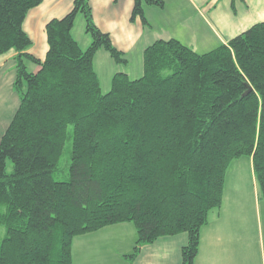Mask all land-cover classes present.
<instances>
[{
  "label": "trees",
  "instance_id": "16d2710c",
  "mask_svg": "<svg viewBox=\"0 0 264 264\" xmlns=\"http://www.w3.org/2000/svg\"><path fill=\"white\" fill-rule=\"evenodd\" d=\"M41 1L0 0V55L17 52L19 98L0 137V264H71L74 236L121 222L136 230L127 259L184 232L181 264H193L233 159L251 158L264 201V20L203 53L158 39L143 50L141 76L116 72L103 92L97 50L126 59L95 25L89 0L46 23L39 59L23 21ZM144 5L163 0H134L130 18L146 25ZM78 14L85 48L71 32ZM66 141L67 176L55 180Z\"/></svg>",
  "mask_w": 264,
  "mask_h": 264
},
{
  "label": "crops",
  "instance_id": "0c3cea01",
  "mask_svg": "<svg viewBox=\"0 0 264 264\" xmlns=\"http://www.w3.org/2000/svg\"><path fill=\"white\" fill-rule=\"evenodd\" d=\"M133 2L89 0L95 25L108 33L113 46L126 59L125 63L117 65L104 49L97 50L93 66L101 90V75L107 86L116 72H125L130 77L129 70L135 65V73L140 75L143 50L158 39L175 38L194 51L203 53L226 44L252 24L264 20V0H163L162 7L144 5L145 25L139 16L131 20ZM72 3L73 0H42L27 12L23 29L32 40L29 53L39 59L45 57L48 49L46 23L65 15ZM76 26L80 27L77 32ZM71 32L81 48L90 43L91 38L85 32L84 20L79 14ZM16 54L14 50H9L0 55V137L19 103L13 89ZM133 55L138 61L132 60ZM133 62L135 65H132ZM26 65L31 71L38 68L30 61H26ZM248 160L250 165L247 167L233 165L235 169L230 171L237 174H232L230 181L226 173L231 163L227 167L221 206L209 212L206 224L200 229L199 249L193 264H264V247L261 262L257 263L252 248L256 220L261 234L263 232L264 201L258 198L251 158L248 157ZM248 184H251L250 188ZM260 202L263 203L260 205ZM187 239L184 232L159 237L142 245L137 255L129 260L126 256L132 253L135 245V227L131 222L116 223L74 236L71 241V264H181V248Z\"/></svg>",
  "mask_w": 264,
  "mask_h": 264
},
{
  "label": "rangeland",
  "instance_id": "374dc122",
  "mask_svg": "<svg viewBox=\"0 0 264 264\" xmlns=\"http://www.w3.org/2000/svg\"><path fill=\"white\" fill-rule=\"evenodd\" d=\"M79 15L83 18V16L81 14H79ZM80 20L82 21V19H80ZM79 28L80 27L76 26L75 27V31L76 32L79 31ZM132 60L138 61L136 55H133ZM141 61H142V59H141ZM118 64H122V63H117V65ZM132 65H135V62H133ZM136 66L137 65H135V67L133 69L129 70L130 78H136V76H141L142 75L143 69H142L141 73H138L140 75H137V73H135V71L137 70ZM108 72H109L108 73V82H110L109 75H110L111 71L109 70ZM114 72H116V70ZM101 80H102V90H106V89H108V87L110 88V85L109 86L106 85L107 81H105V78L102 75H101ZM67 144H68V141L65 142L64 154H63V156L61 157V159H60V161L58 163V168L53 173V178L55 180H62V179H64L67 176V165H66L67 157H68ZM230 163H231V165L229 166V168L227 170V173H226L227 174V179L229 181L231 180L232 174H237V173H234V172L230 171V169L232 171L235 169L234 168L235 166H233V165H238L239 164V165H243V166H246V167L250 165V162L248 160V156H241L238 159H233ZM232 166H233V168H231ZM10 168H11V163H10V161H7V170H10ZM250 187H251V184H248V188H250ZM261 203H263V202H260V205H261ZM254 227H255L254 228L255 229V233L253 232L254 237H252V248H254V250H255V252H254V261L257 263V262H261V259H262L261 254H262V251H263L262 249L264 247V226H263L262 234H261L260 229L258 227V220L255 221ZM255 254H256V256H255Z\"/></svg>",
  "mask_w": 264,
  "mask_h": 264
}]
</instances>
